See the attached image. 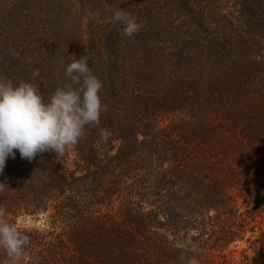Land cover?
Returning a JSON list of instances; mask_svg holds the SVG:
<instances>
[{
	"label": "trees",
	"instance_id": "trees-1",
	"mask_svg": "<svg viewBox=\"0 0 264 264\" xmlns=\"http://www.w3.org/2000/svg\"><path fill=\"white\" fill-rule=\"evenodd\" d=\"M87 54L99 127L0 173L19 264H264V0H0V78L48 102Z\"/></svg>",
	"mask_w": 264,
	"mask_h": 264
},
{
	"label": "clouds",
	"instance_id": "clouds-1",
	"mask_svg": "<svg viewBox=\"0 0 264 264\" xmlns=\"http://www.w3.org/2000/svg\"><path fill=\"white\" fill-rule=\"evenodd\" d=\"M98 13H92V18ZM122 25L123 36L132 38L143 27L127 10L118 8L111 18ZM89 56L73 59L65 68L71 84L57 88L45 102L38 85L0 78V173L8 157L16 151L22 160H33L37 155L52 152L63 155L85 137L87 130L99 127L101 114L107 106L99 95L103 84L88 65ZM103 133V130H102ZM8 188L0 183V193ZM7 210L0 206V249L8 258L6 264H19L23 250L29 245L28 235L7 222ZM184 264H198L199 248L195 242L182 245ZM191 253L189 257L187 254Z\"/></svg>",
	"mask_w": 264,
	"mask_h": 264
},
{
	"label": "rangeland",
	"instance_id": "rangeland-1",
	"mask_svg": "<svg viewBox=\"0 0 264 264\" xmlns=\"http://www.w3.org/2000/svg\"><path fill=\"white\" fill-rule=\"evenodd\" d=\"M19 224L21 223L20 221L18 222ZM26 224L29 226V227H33L35 225H37L36 223H34L33 221L29 220L26 222Z\"/></svg>",
	"mask_w": 264,
	"mask_h": 264
}]
</instances>
